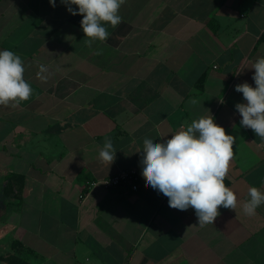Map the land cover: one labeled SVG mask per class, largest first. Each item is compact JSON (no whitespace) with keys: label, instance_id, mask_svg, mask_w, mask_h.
Here are the masks:
<instances>
[{"label":"crops","instance_id":"obj_1","mask_svg":"<svg viewBox=\"0 0 264 264\" xmlns=\"http://www.w3.org/2000/svg\"><path fill=\"white\" fill-rule=\"evenodd\" d=\"M119 14L89 47L82 15L61 0H0V51L22 58L33 89L0 106V254L19 240L31 264H264V205L252 217L221 206L199 225L194 209L145 187L139 152L210 113L236 137L225 186L240 204L249 187L264 192V140L235 108L246 103L235 86L255 87L264 57V0H126ZM105 138L117 150L109 166ZM126 169L137 191L103 187ZM11 174L25 179L20 198L3 193Z\"/></svg>","mask_w":264,"mask_h":264},{"label":"clouds","instance_id":"obj_2","mask_svg":"<svg viewBox=\"0 0 264 264\" xmlns=\"http://www.w3.org/2000/svg\"><path fill=\"white\" fill-rule=\"evenodd\" d=\"M126 0H61L67 11L75 16L82 15L81 28L85 34V44L91 47L96 41L109 38L107 25L116 28L122 23L120 8ZM52 7L56 0H49ZM72 5L78 9L74 10ZM97 55L100 53L97 52ZM255 70L252 79L255 87L244 82L235 86V91L243 94L246 103H237L236 110L242 117L240 125L253 130L264 140V57H259L252 65ZM24 62L14 51H0V106H18L33 95V89L24 79ZM48 72L40 65L38 76L46 79ZM197 101L192 100L195 104ZM236 137L226 134L225 129L215 123L209 113L201 116L172 134L170 139L154 143L153 139L143 140L140 165L145 187L168 198L169 207L181 211L195 210L199 225L212 224L220 215L222 206L234 210L241 208L244 215H256V209L264 205V192L249 187L248 199L239 203L237 195L224 180L229 173L230 161ZM116 149L110 138H105L98 159L108 166L114 162Z\"/></svg>","mask_w":264,"mask_h":264},{"label":"trees","instance_id":"obj_3","mask_svg":"<svg viewBox=\"0 0 264 264\" xmlns=\"http://www.w3.org/2000/svg\"><path fill=\"white\" fill-rule=\"evenodd\" d=\"M24 182L25 179L22 175L11 174L4 184V195L20 198L24 188ZM11 249L12 251L0 254V264H31L29 256L32 250L26 248L21 241H12Z\"/></svg>","mask_w":264,"mask_h":264},{"label":"built area","instance_id":"obj_4","mask_svg":"<svg viewBox=\"0 0 264 264\" xmlns=\"http://www.w3.org/2000/svg\"><path fill=\"white\" fill-rule=\"evenodd\" d=\"M103 187L111 190L120 186H128L133 191H137L140 185V177L136 169L120 170L112 176L106 177L100 181ZM95 184L92 182L91 185ZM84 195H81L83 199Z\"/></svg>","mask_w":264,"mask_h":264},{"label":"rangeland","instance_id":"obj_5","mask_svg":"<svg viewBox=\"0 0 264 264\" xmlns=\"http://www.w3.org/2000/svg\"><path fill=\"white\" fill-rule=\"evenodd\" d=\"M3 228H5L4 225L2 223H0V231H4Z\"/></svg>","mask_w":264,"mask_h":264}]
</instances>
